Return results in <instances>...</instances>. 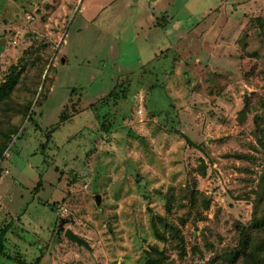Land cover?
<instances>
[{
    "label": "rangeland",
    "instance_id": "374dc122",
    "mask_svg": "<svg viewBox=\"0 0 264 264\" xmlns=\"http://www.w3.org/2000/svg\"><path fill=\"white\" fill-rule=\"evenodd\" d=\"M154 1L0 0V84L26 64L0 108V264H146L153 247L210 264L238 246L264 177V0Z\"/></svg>",
    "mask_w": 264,
    "mask_h": 264
},
{
    "label": "trees",
    "instance_id": "16d2710c",
    "mask_svg": "<svg viewBox=\"0 0 264 264\" xmlns=\"http://www.w3.org/2000/svg\"><path fill=\"white\" fill-rule=\"evenodd\" d=\"M255 22L259 28L258 34L264 42V19L257 18ZM17 67H19V65ZM17 67H13L8 73L5 80L0 84V108L1 106H3V104H5L4 106L8 105L7 102L10 100L14 90L20 83L21 75L24 73V70H26L25 63L22 64L21 67H19L21 68L19 71ZM110 96L113 95L110 94ZM123 97L124 96H122L121 98ZM39 99H41V94L39 95L37 100L39 101ZM32 105L33 102L31 101L24 108L25 116H29V122L33 121L35 115V108H33ZM4 106L2 110L5 108ZM243 113L245 112L243 111ZM256 126L258 132V142L264 148V118L260 119L259 121L258 119H256ZM12 131L17 134L19 130L17 128H13ZM4 138L5 140L2 143L6 142L9 139L6 135H4ZM186 140L193 145L192 141L188 139ZM42 148H44V145L42 146ZM3 153L4 147H0V160L3 159ZM39 186L40 183L38 184V187ZM169 200L170 201H168L167 207L170 211L172 205V197ZM254 201L255 202L253 205L252 219L249 225L240 226L241 230L238 246L233 250L225 251L221 255L217 256L211 261L210 264H264V177L260 182L259 190L256 192V199ZM166 221L167 220L159 218V222L161 225H166ZM152 226L156 237L165 239V235L159 230L154 221L152 222ZM164 253L165 252L160 250L158 247H153L150 254L148 255L146 264H173L168 261V258ZM9 257L12 258L10 255Z\"/></svg>",
    "mask_w": 264,
    "mask_h": 264
},
{
    "label": "crops",
    "instance_id": "0c3cea01",
    "mask_svg": "<svg viewBox=\"0 0 264 264\" xmlns=\"http://www.w3.org/2000/svg\"><path fill=\"white\" fill-rule=\"evenodd\" d=\"M158 3V0H155L154 2H153V4L154 5H156ZM156 7H154V9H155ZM167 14V13H166ZM165 14V15H166ZM164 15V14H163ZM162 16V15H161ZM161 16H158V17H161ZM162 19H164V17H162ZM153 21H156V24H157V16H154L153 15V13H152V17H150V24H152L153 25ZM163 21V20H162ZM157 31H162V30H166L168 27H169V22L168 23H166V24H162L160 21H159V23L157 24ZM153 29V28H152ZM151 29V30H152ZM158 56H160V54H155L154 56H152V60L150 61V63L151 62H154V61H156V59H157V57ZM9 173V171H7V173H5V174H8ZM8 234H9V228L7 229V227H5L4 225H2L1 226V228H0V246H2V244L1 243H6L7 241V239H8ZM77 235V234H76ZM80 237V236H79ZM3 241V242H2Z\"/></svg>",
    "mask_w": 264,
    "mask_h": 264
},
{
    "label": "water",
    "instance_id": "95a60500",
    "mask_svg": "<svg viewBox=\"0 0 264 264\" xmlns=\"http://www.w3.org/2000/svg\"><path fill=\"white\" fill-rule=\"evenodd\" d=\"M97 203H100V198L97 197ZM65 236L67 237V239L73 243H76L80 246H85L87 248L89 247V243L88 241L82 239L81 237H79L78 235H76L71 229H67Z\"/></svg>",
    "mask_w": 264,
    "mask_h": 264
},
{
    "label": "built area",
    "instance_id": "2783aa9c",
    "mask_svg": "<svg viewBox=\"0 0 264 264\" xmlns=\"http://www.w3.org/2000/svg\"><path fill=\"white\" fill-rule=\"evenodd\" d=\"M7 173V172H6Z\"/></svg>",
    "mask_w": 264,
    "mask_h": 264
}]
</instances>
